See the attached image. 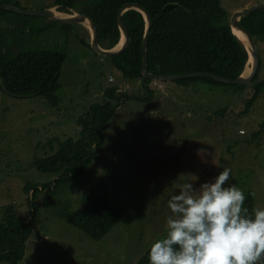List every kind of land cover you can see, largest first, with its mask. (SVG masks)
Here are the masks:
<instances>
[{"label":"rangeland","instance_id":"374dc122","mask_svg":"<svg viewBox=\"0 0 264 264\" xmlns=\"http://www.w3.org/2000/svg\"><path fill=\"white\" fill-rule=\"evenodd\" d=\"M81 1L80 7L85 8L86 0ZM55 2L0 0V4L33 10H58ZM221 2L230 22L236 10L264 0ZM0 21L15 52L56 49L66 54L55 101L0 89V222L11 211L25 216L27 226L28 216L34 219L26 227L30 232L19 264H135L165 235L171 195L184 183L198 187L213 180L224 168L230 169L227 183L245 195L252 191L255 209L264 208V91L243 113L248 96H237L234 87L155 81L151 101L125 98L119 102L106 124L103 145L77 178L56 182L59 175L40 171L35 158L60 148L58 138H78L80 117L90 104L106 99L110 87L120 85V91L134 97L145 92L140 80L125 78L108 56L82 43L81 39L91 40L87 24L9 10L0 14ZM257 44L262 79L264 42ZM221 109L226 112L219 113ZM98 194L118 207L121 204L124 212L101 240L66 219ZM0 264L11 263L0 260Z\"/></svg>","mask_w":264,"mask_h":264},{"label":"trees","instance_id":"16d2710c","mask_svg":"<svg viewBox=\"0 0 264 264\" xmlns=\"http://www.w3.org/2000/svg\"><path fill=\"white\" fill-rule=\"evenodd\" d=\"M82 2L56 0L55 5H59L60 11L70 12L74 8L91 16L98 28L100 45L104 48H112L120 42L121 31L117 15L124 4L134 2L149 11L153 20L148 38L149 70L153 74L209 71L226 78H236L248 63V51L232 31L228 11L221 0H86L83 5L85 8L80 7ZM6 11L8 10L0 9V14ZM123 19L130 35V43L123 52L108 58L125 78L140 80L145 94L134 97L119 91L120 85L110 87L106 92V99L90 104L85 115L80 117L81 132L78 138L67 137L64 141L58 138L60 148L42 158L36 157L33 162L35 167L40 171L59 175L56 182L75 179L92 164L98 148L104 143L106 124L114 116L121 101L125 98L151 101L155 95L152 85L154 79L146 78L142 73L145 17L140 11L130 9L124 13ZM240 22L250 30L256 42H264V8L242 17ZM2 29L3 24L0 21V81L4 87L12 95L38 94L51 102L55 101L66 54L56 49L15 52L14 46L6 42ZM81 40L84 45L91 47L87 38ZM262 64L260 59V67L255 77L244 84H228L209 77L174 82L184 86L192 82H202L214 87H234L237 96H248L243 100L245 109L243 107L240 111L245 113L264 91V77L259 79ZM0 89L4 91L1 82ZM222 112H226V109L219 110V113ZM36 191L34 189L32 194ZM112 202L114 201L105 195L98 194L76 211L67 214L66 219L93 239L101 240L124 216L122 205L117 202L120 204L118 207ZM245 206L250 213L255 209L252 191L246 194ZM8 216L0 222V260L19 264L23 259L26 237L30 232L26 231V227H31L34 219L28 216L27 226L25 216L21 217L12 211ZM150 246L135 264H149Z\"/></svg>","mask_w":264,"mask_h":264},{"label":"clouds","instance_id":"9594fccd","mask_svg":"<svg viewBox=\"0 0 264 264\" xmlns=\"http://www.w3.org/2000/svg\"><path fill=\"white\" fill-rule=\"evenodd\" d=\"M229 179L224 168L213 180L184 183L171 195L166 232L150 246L149 264H264V208L250 213L245 192Z\"/></svg>","mask_w":264,"mask_h":264},{"label":"water","instance_id":"95a60500","mask_svg":"<svg viewBox=\"0 0 264 264\" xmlns=\"http://www.w3.org/2000/svg\"><path fill=\"white\" fill-rule=\"evenodd\" d=\"M263 8H264V2L248 6L242 10H236L232 14V17L230 20L231 29L235 35H236L234 31L235 29L241 31L245 35L246 42L240 39L238 35L236 36L241 40V42L246 47L248 54H249V59H248V63L244 71L239 76H237L236 78H226V77H223L221 75H218L216 73L209 72V71H192V72H185V73L163 74V75L151 73L149 70L148 38L150 35L153 20H152L151 14L149 13L147 9H145L143 6L137 3H134V2H129V3L124 4L118 11L117 20H118L119 29L121 31V39L119 43H121L122 39H123V42L121 46H118L119 45L118 43L116 46L112 48H104L100 45L99 37H98V28L96 26L94 19L88 14L81 13L75 9H71L70 11L72 12L70 13L64 12L66 16H58L55 13V8L53 7H48L42 10H33V9H22V8H19L17 6H13L7 3L0 4V9H4V10L15 11L18 13H23V14L45 16V17L50 18L51 20L64 22V23H81L84 25L87 24L86 26L89 27L91 31L90 32L91 33V40H90L91 47L94 49L96 53L103 55V56L117 55L123 52L127 48L131 39H130V35L126 27V24L124 22L123 15L126 11L130 9H136L144 15L145 20H146V29H145V33H144V37L142 41V48H143L142 73L144 77L149 78V79L159 80V81H176V80L188 79V78L209 77L219 82L228 83V84H244V83L251 82L253 78L255 77L256 73L258 72V69L260 67V54H259L258 44L253 34L250 32V30L247 27H245L240 22V20L242 17L247 16L256 10L263 9ZM250 62H251V67L249 71L248 65L250 64ZM0 82H1V85L4 87V85L2 84V81ZM4 89L8 93H10L9 89H6L5 87ZM13 95L24 97V96H31L32 94L13 93Z\"/></svg>","mask_w":264,"mask_h":264},{"label":"bare ground","instance_id":"6f19581e","mask_svg":"<svg viewBox=\"0 0 264 264\" xmlns=\"http://www.w3.org/2000/svg\"><path fill=\"white\" fill-rule=\"evenodd\" d=\"M55 13H56L58 16H66V14H65L64 12L59 11V10H57V9H55ZM86 23H87V22H86ZM234 31H235L236 35H238V36L240 37V39H242L243 41L246 42V37H245V35H244L241 31H239V30H237V29H235ZM122 42H123V39L121 40V43H119L118 46H121ZM250 67H251V62H250V64L248 65V70H249V71H250ZM249 71H248V72H249Z\"/></svg>","mask_w":264,"mask_h":264},{"label":"crops","instance_id":"0c3cea01","mask_svg":"<svg viewBox=\"0 0 264 264\" xmlns=\"http://www.w3.org/2000/svg\"><path fill=\"white\" fill-rule=\"evenodd\" d=\"M55 6H59V5H55ZM74 9V8H73ZM76 10V9H75ZM28 236V235H27ZM27 238V237H26ZM27 241V240H26ZM25 245H26V242H25ZM25 245H24V253L25 254ZM20 263V262H19ZM12 264V263H11Z\"/></svg>","mask_w":264,"mask_h":264},{"label":"flooded vegetation","instance_id":"af4514ba","mask_svg":"<svg viewBox=\"0 0 264 264\" xmlns=\"http://www.w3.org/2000/svg\"><path fill=\"white\" fill-rule=\"evenodd\" d=\"M6 89H8L7 87H5ZM3 90H4V92H5V89H4V87H3ZM10 91V90H9ZM7 92V91H6ZM11 92V91H10Z\"/></svg>","mask_w":264,"mask_h":264}]
</instances>
